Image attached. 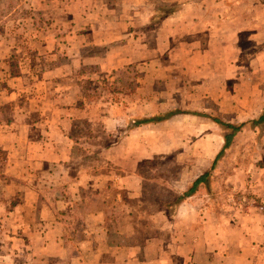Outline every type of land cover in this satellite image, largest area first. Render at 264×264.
Wrapping results in <instances>:
<instances>
[{
    "label": "crops",
    "instance_id": "1",
    "mask_svg": "<svg viewBox=\"0 0 264 264\" xmlns=\"http://www.w3.org/2000/svg\"><path fill=\"white\" fill-rule=\"evenodd\" d=\"M38 4L53 14L51 28L63 25L71 31L34 35L37 54L46 58H41L45 61L35 78L33 97L19 104L0 102L10 110L7 121L0 124V219L10 236L3 256L7 260L0 264H44L48 259L68 260L64 264H264V166L252 169V178L233 189L246 195L241 205L229 194H198L204 184L182 199L181 222L187 229L175 248L156 247L153 240L138 244L135 234L117 230L121 216L131 213L125 212L116 192L132 196L141 192L145 182L141 166L151 155L170 152L169 143L164 146L170 125L181 123V148L185 151L195 141V156L200 154L196 139L203 121L217 129L210 119L185 113L129 125L131 118L152 117L154 106L175 101L171 109L208 113L202 105L206 100L226 122L257 119L264 108V0H189L161 19L153 17L156 9L148 0H39ZM153 21L159 26L156 31ZM140 27L148 29L149 39L160 30L163 38L148 42L147 36L137 35ZM77 28L82 35L74 34ZM155 51L187 58L179 66L181 86L191 77L187 83L196 82L191 86L195 94L161 101L148 87L145 100L133 95L124 103L84 96L89 74H110ZM192 103V109L182 108ZM213 159L200 169V159L195 158L188 166L195 171L190 184L209 171ZM100 163L109 169L103 170ZM93 195L99 198L89 197ZM114 208L117 223L109 228L107 218ZM71 214L78 215L79 227L78 222L62 219Z\"/></svg>",
    "mask_w": 264,
    "mask_h": 264
},
{
    "label": "rangeland",
    "instance_id": "2",
    "mask_svg": "<svg viewBox=\"0 0 264 264\" xmlns=\"http://www.w3.org/2000/svg\"><path fill=\"white\" fill-rule=\"evenodd\" d=\"M148 1L153 2L156 9L153 11L155 13L153 17L161 19L175 12L173 9L189 0ZM38 2L39 0H0V102L12 100L13 104H19L26 97H33L36 89L33 84H37L35 78L39 77V70L42 69L45 61V59L41 60V58H46L45 55L37 54L33 44V36L38 35L39 32L42 36H45L50 31H56V34L59 35L66 34L67 30L71 31L70 28L63 25L51 28L49 23L53 19V14L51 15L50 12L39 9ZM46 6H48V3ZM78 10L81 11L82 8L79 7ZM152 24L155 31L159 29L156 21H153ZM82 33L81 28H77L74 31V34L78 36L82 35ZM148 34L147 28H137V35L140 38L142 36L143 39L147 36L148 42L156 40V38L158 40L163 38L161 30L153 34L155 39L153 36L149 39ZM154 45H156V41H154ZM248 46L247 48H251ZM57 48L60 47L57 46ZM252 51H254V47L250 50L249 55ZM62 52H65V49H62ZM156 54L157 51L153 53V56L146 55L145 57V54H143L137 62L114 70L110 74H103L100 77H91V74H89L88 77L92 79L87 78L86 82L83 83L84 96L89 100L100 99L111 103L119 101L124 103V100L134 99L133 95L135 99L136 97L137 99L142 97L145 100L146 92L150 93V90H146L148 87L156 90L157 94L162 98L161 101H166V99L177 100L181 95H187L189 92L190 94H195V89L191 88V86L195 87L197 85L196 82L187 83V80H191V77H187L184 82L185 85L182 84L181 86V68L179 66L186 63L187 58L184 59L175 54ZM243 58L247 60L248 53ZM59 59L60 57H57L54 60L57 61ZM150 66L154 68V72H150ZM91 70L93 71V69ZM157 70H161V73L157 72ZM81 71L83 72L85 69ZM25 88H28L29 93H23ZM171 104L175 106V101L154 106L153 116L163 115L172 110H182L179 106L178 108L176 107L177 109L175 107L171 109ZM202 105L209 109L206 114L217 115L222 119L225 118L219 110V114L215 112V105L212 103L205 100ZM193 107L194 105L192 107L182 106L183 109L187 108V110ZM142 108L144 109V107ZM146 114V112L143 113L145 116ZM254 114L255 112L252 111V115ZM9 115V108L0 105V124L6 122L5 118ZM135 119L139 120L140 118H131L130 121ZM235 124H244V126L237 132L232 145L224 151V154L216 162L206 183L201 187V193L198 192V194H212L217 197L229 194L232 200L241 205L245 202L244 199H247L246 195L241 193L242 191H233V189L235 186L245 182V180L252 178L249 177L252 169L264 166V125ZM129 125H131V122H129ZM172 126L170 125L166 129V131L170 132V137L169 140H165L166 144L164 142V146L169 143L170 152L154 157L151 155L150 159L141 166L140 173L145 177L141 192L132 196L123 190L116 191L121 194L125 212L131 213V216H121L117 230H124L129 236L135 234L134 240L138 244L153 240L155 245H157L156 247L164 246L166 248L169 245L175 248V245H178L177 241L181 239V234L187 229V223L181 222V201L177 202V198L188 188L187 184H190L195 174V171L188 170V166L191 165L196 157H199V166L200 169H203L214 158L222 144V140L219 137L221 136V128L217 126L216 129L209 121L204 120L200 126V139H196L199 147H196V149H199L200 154L195 156L193 154L195 141L189 142L192 145H188L184 151L181 148V123H176L174 128ZM188 127H191V125H186V128ZM155 130L153 128L151 132L154 133ZM2 164L3 153L0 149V169ZM99 166L103 170L104 167L106 170L109 169V165L106 164L100 163ZM89 197L99 198L94 195ZM78 218L77 214H71L64 216L62 219L66 223H72L73 225L78 222L76 227H79L80 221ZM5 230H7L5 221L1 218L0 262L2 263L7 260L3 256L7 252L8 243L10 242V236L4 232ZM77 231L75 230L73 233L75 236H79L76 233ZM71 251L74 252V250ZM45 261L44 264H64L68 260L48 259ZM29 263H32L31 257ZM16 264H18V261ZM32 264L41 263L33 262Z\"/></svg>",
    "mask_w": 264,
    "mask_h": 264
},
{
    "label": "trees",
    "instance_id": "3",
    "mask_svg": "<svg viewBox=\"0 0 264 264\" xmlns=\"http://www.w3.org/2000/svg\"><path fill=\"white\" fill-rule=\"evenodd\" d=\"M214 110L218 114L220 113V112H218L217 107H214ZM181 113L202 116V117H206V118L210 119L214 124H216L218 127L221 128V138H222L223 142H222V146H221L220 150L218 151V153L215 155L214 159L212 160L209 171H207V172L203 173L202 175H200L199 177H197L189 185V187L181 194V196L177 198V202L178 201L180 202L182 199H184L186 197L192 196L197 191V188L199 185L206 183L207 178L209 177L210 172L215 167L216 162L224 154V151L226 149H228L230 147V145H232L237 132H239L240 129L244 126V124H235V123L226 122L222 118H219L217 115L212 116V115H208L206 113L190 112V111H182V110H172V111L167 112L166 114L159 115V116H153L150 118H142L139 120L135 119L136 121L131 120L130 121L131 127H136V126L145 125V124H149V123H157L160 121L167 120L175 114H181ZM249 123L254 125V126L255 125H264V108H263L262 112L260 113V115L257 117V119L250 121ZM105 205H107V204H105ZM115 213H116V209L115 208L111 209V216H109V218H107V220L109 221V224H107V227H109V228L115 226L117 223V218L115 216Z\"/></svg>",
    "mask_w": 264,
    "mask_h": 264
}]
</instances>
